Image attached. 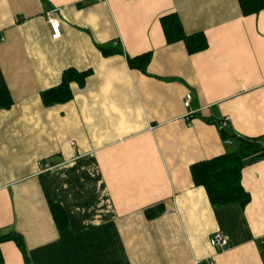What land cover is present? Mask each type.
<instances>
[{
    "label": "crops",
    "instance_id": "obj_1",
    "mask_svg": "<svg viewBox=\"0 0 264 264\" xmlns=\"http://www.w3.org/2000/svg\"><path fill=\"white\" fill-rule=\"evenodd\" d=\"M169 14L207 48L167 44ZM48 18L60 24L56 41ZM146 53L144 72L128 66ZM67 69L88 72L84 84L45 106L41 94ZM1 89L11 104L0 105V235L22 237L28 264H264V160L242 169L244 208L211 206L190 173L228 152L224 117L228 134L264 137V10L243 16L239 0H0ZM215 231L228 240L222 251L209 245ZM0 254L25 264L12 241Z\"/></svg>",
    "mask_w": 264,
    "mask_h": 264
},
{
    "label": "trees",
    "instance_id": "obj_2",
    "mask_svg": "<svg viewBox=\"0 0 264 264\" xmlns=\"http://www.w3.org/2000/svg\"><path fill=\"white\" fill-rule=\"evenodd\" d=\"M239 6L243 16L256 15L264 10V0H239ZM160 25L167 44L182 42L188 54H196L204 51L208 44L203 33L186 35L181 21L175 14H169L160 18ZM102 55L123 52L117 48L100 47ZM149 53L134 58H127L128 66L132 69L145 71L149 64ZM88 72H77L67 69L62 73L58 86L50 88L41 94L42 103L45 106L64 104L69 102L73 95L70 88L72 83L82 86ZM11 104L8 91L0 90V105L9 108ZM226 142L231 146L228 152L213 159L195 163L190 167L193 184L205 190L207 198L213 207L229 204L239 205L244 208L250 202L249 194L241 185L242 169L260 160H264V137L247 138L228 134L226 130L220 131ZM161 205L146 209L147 217L153 218L161 213ZM53 220L58 229L67 226V218L64 211L57 205L50 207ZM12 241L16 244L28 264V258L24 248L22 237L14 232L0 235V244ZM0 254V264H1Z\"/></svg>",
    "mask_w": 264,
    "mask_h": 264
},
{
    "label": "built area",
    "instance_id": "obj_3",
    "mask_svg": "<svg viewBox=\"0 0 264 264\" xmlns=\"http://www.w3.org/2000/svg\"><path fill=\"white\" fill-rule=\"evenodd\" d=\"M48 23H49L50 30H51V39L53 41L58 40L61 37L59 22L56 19L48 18ZM191 102H192V96L189 93H187L183 99V107L186 110V114H185L186 119L191 118L197 112L196 110L192 108ZM228 126H229L228 117H224L218 123L219 131L225 130L226 128H228ZM45 169L49 170L51 169V167L47 165L45 166ZM209 245L214 251H222L228 247V240L222 232L215 231L210 236ZM195 264H198V263L195 262ZM209 264H218V263L216 261L211 260Z\"/></svg>",
    "mask_w": 264,
    "mask_h": 264
}]
</instances>
